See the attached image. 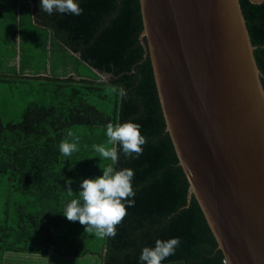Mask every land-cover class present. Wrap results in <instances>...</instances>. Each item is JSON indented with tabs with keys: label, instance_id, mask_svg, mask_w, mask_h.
Masks as SVG:
<instances>
[{
	"label": "trees",
	"instance_id": "trees-1",
	"mask_svg": "<svg viewBox=\"0 0 264 264\" xmlns=\"http://www.w3.org/2000/svg\"><path fill=\"white\" fill-rule=\"evenodd\" d=\"M31 1L34 20L52 33L53 46L76 55L97 74L54 76V103H30L16 123L0 118V177L6 175L10 190L34 199L39 209L31 221L0 225V264L4 251H31L32 240L52 241L60 195L69 191L67 181L83 178L86 170L72 160L75 152L70 157L59 152L60 142L75 138L70 131L74 126L85 128L99 145L115 148L114 169L134 171L135 204L126 209L116 235L104 237L103 264H138L143 247L171 237H179L180 244L162 264H226L198 201L193 196L188 202L189 182L166 131L151 59L140 40V0H80L79 16L48 15L40 11L38 0ZM239 1L264 74V2ZM95 97L106 106L112 102L110 111L91 103ZM126 121L138 123L145 137L138 156L125 157L118 144H107V124Z\"/></svg>",
	"mask_w": 264,
	"mask_h": 264
},
{
	"label": "water",
	"instance_id": "water-1",
	"mask_svg": "<svg viewBox=\"0 0 264 264\" xmlns=\"http://www.w3.org/2000/svg\"><path fill=\"white\" fill-rule=\"evenodd\" d=\"M140 6L188 202L198 201L226 264H264V74L240 1Z\"/></svg>",
	"mask_w": 264,
	"mask_h": 264
},
{
	"label": "rangeland",
	"instance_id": "rangeland-1",
	"mask_svg": "<svg viewBox=\"0 0 264 264\" xmlns=\"http://www.w3.org/2000/svg\"><path fill=\"white\" fill-rule=\"evenodd\" d=\"M46 32V29L39 28L36 32L26 34L29 39L25 38L23 31L20 33L24 54L22 55L23 67H33V72L31 73L46 71L47 75L51 77L61 75L62 79L78 72L85 77H93L97 74L93 68L80 61L76 55L69 54L67 50L61 51L55 48V44L50 51L45 39L48 37L53 40V38L52 35L48 36L51 33L50 31L49 33ZM5 57L11 58L10 52H5ZM51 77L45 79L37 77L28 80L16 78V81L7 79L9 82L0 83V118L2 122L6 124L21 121L23 112L30 103H54V89L56 86H54ZM76 78L78 77L76 76ZM102 78L104 81H108L110 76L102 74ZM90 101L103 111H110L112 108V102H108L106 106L107 103L97 97ZM71 128L72 134L75 135V138H78L79 149L72 156V160H76L75 164L78 165L79 169H86L81 175L83 178L101 175L102 168L105 167L104 164L108 160L100 159L98 157L99 154L92 148L93 145H99L98 139L86 135L85 128L78 126ZM79 144H82L83 147L79 146ZM81 162H83V165ZM83 178L77 176L74 181L68 184V188H71V195H69L67 190L68 193L67 195L63 194L62 201L67 203L71 199L77 198L79 184ZM75 186L76 190L74 191L72 187ZM34 203V199L27 198L19 192L11 191L6 175L0 177V225L9 224L15 226L21 223V218L25 217L27 213H33L38 210V206H35ZM29 246L35 249L43 247L40 239L30 242Z\"/></svg>",
	"mask_w": 264,
	"mask_h": 264
},
{
	"label": "clouds",
	"instance_id": "clouds-1",
	"mask_svg": "<svg viewBox=\"0 0 264 264\" xmlns=\"http://www.w3.org/2000/svg\"><path fill=\"white\" fill-rule=\"evenodd\" d=\"M40 11L51 15L54 11L60 14L79 16L83 9L79 6L80 0H38ZM104 135L108 145H119L125 157L143 151L145 137L140 132V125L133 121L106 126ZM71 137L72 134L68 133ZM59 152L64 157H70L78 151V138L71 142L62 141L58 145ZM98 157L111 163L102 168L99 176L86 177L80 181L77 198L67 202L62 215L69 221H78L84 225V230L91 229L100 237L116 235V226L126 216L127 208L134 206L135 191L132 187L134 171L130 168L114 169L117 160V151L114 147L93 145ZM135 158V157H133ZM71 183V181H67ZM69 195L71 188L69 187ZM180 244L179 237L167 240L157 239L153 247L145 246L141 249L138 264H162L170 255L174 254Z\"/></svg>",
	"mask_w": 264,
	"mask_h": 264
},
{
	"label": "crops",
	"instance_id": "crops-1",
	"mask_svg": "<svg viewBox=\"0 0 264 264\" xmlns=\"http://www.w3.org/2000/svg\"><path fill=\"white\" fill-rule=\"evenodd\" d=\"M32 10L31 0H0V83L16 81V78L28 80L37 77L41 79L51 77L47 75L46 71L31 73L33 67L22 66V55L24 54L20 33L23 31L25 38L29 39L26 36L27 33L36 32L39 28L45 29L36 24ZM46 31L49 33V30ZM45 43H48L51 51L53 40L46 37ZM5 52H10L11 58L5 57ZM27 64L29 63L27 62ZM58 77L61 78V75ZM67 193L68 191L63 192L66 195ZM63 194L60 195L57 203V229L52 241L42 238L43 247L39 249L30 247L31 251H4L2 254L3 264H103L104 237L95 235L91 229L84 230V225L78 221H69L62 215V209L66 204L65 201H62ZM38 212L39 209L33 213H27L22 218L31 221V216ZM35 241L37 240H32V242Z\"/></svg>",
	"mask_w": 264,
	"mask_h": 264
},
{
	"label": "built area",
	"instance_id": "built-area-1",
	"mask_svg": "<svg viewBox=\"0 0 264 264\" xmlns=\"http://www.w3.org/2000/svg\"><path fill=\"white\" fill-rule=\"evenodd\" d=\"M225 261V260H224ZM225 263H226V261H225Z\"/></svg>",
	"mask_w": 264,
	"mask_h": 264
}]
</instances>
